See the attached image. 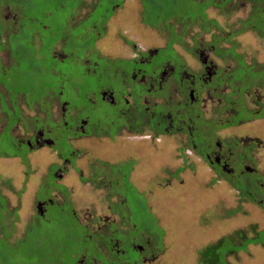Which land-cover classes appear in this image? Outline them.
Masks as SVG:
<instances>
[{"label": "flooded vegetation", "instance_id": "flooded-vegetation-1", "mask_svg": "<svg viewBox=\"0 0 264 264\" xmlns=\"http://www.w3.org/2000/svg\"><path fill=\"white\" fill-rule=\"evenodd\" d=\"M124 6L123 1L115 5L113 14L104 15L105 21L98 29L96 25L95 29L90 28V31L84 29L87 38L83 36L79 41L83 53L76 57L75 61L79 62L83 76L88 75L93 79L94 84L87 85L88 89L84 85L82 90L73 87L66 93V90L64 91L66 82L69 83L71 79L66 74L58 73L55 74L59 76L60 85L58 83L53 87H47V83H40L28 94L21 91L26 89H19L16 86L30 73L15 74L12 71L10 77L4 80L5 85L15 87L13 96L9 95V88L0 84L3 88L0 106L5 116L0 133H5L11 138L9 143L13 148L26 152L51 148L55 155L47 173V176L50 175L53 179L51 184L53 196L48 193L53 199L47 197L37 200V213L42 217L49 206L56 209L62 203H66V207H70V216L74 219V224H78L84 230L81 239L85 245L80 252L73 251L70 252L71 255L69 253L67 264H162L160 256L164 248V232L161 230L160 236L163 243L153 245L151 238L146 236L145 224L141 225L130 210L125 211L127 202L118 196L122 180L131 187L128 186V189L145 192L136 185L137 179L134 177L138 169L145 175L149 171L146 168L151 165L154 167L156 164L148 157V152L151 148L154 149L155 143H168L169 138L174 142L173 137L182 136L185 144H181V147L184 146L185 150L191 148V154L211 165L214 170L231 172L235 168L230 169V165L235 164L242 166L243 171L256 173L254 167L246 164L247 160L251 161L250 150L246 146L255 144L259 148L258 138L237 136L234 131L241 134L243 126L250 120L264 118V96L260 90V85H264V66L250 64L249 67H244L245 63L240 61L242 59L236 61L234 69L229 68L227 61L224 65L218 64L215 59L222 60V55L227 56L229 50L219 46L228 44V40L217 36L222 32L215 23L213 24L218 33H213L209 44L204 43L205 33L202 34L201 30L198 31V37L194 33L192 38L187 39L184 34V40L179 39L182 46L184 43H190L187 52L192 61L183 60L173 47L176 39L169 38L161 43L159 33L162 29L159 24L164 20L151 23L150 19L145 21L142 19L141 24L135 22L134 27L132 6H125L126 11L131 10L132 13L116 14L121 12L119 9ZM17 16L14 21L13 17L11 20L6 18L12 23L8 21L5 25L0 20V28L3 31L2 33L0 31V45L3 47H7L9 35L17 32V19L21 14ZM76 19L71 17L69 23L74 25L77 23ZM199 20L202 23V17ZM83 22L80 21L79 24L83 25ZM187 27L184 26V31ZM38 35L41 43L40 33L35 34L32 41L35 42ZM165 51L170 52L173 57L167 56ZM86 52L90 53L86 55L87 60L84 61ZM48 55L55 60L66 58L61 52L56 51L55 45ZM2 56H5L6 61H2ZM8 58L5 53L0 54L2 75H6L10 68H13ZM194 63H197V67ZM260 68L262 71L259 73ZM30 69L40 74L36 66ZM107 73L118 79L116 87L104 86L101 83V79ZM73 94L84 104L74 105L71 100ZM248 98L254 99L258 106L257 110L247 108L245 100ZM209 103L211 108L206 114L205 108ZM3 106L6 112L12 113L11 116L6 114ZM103 106L110 109L111 113L101 114L98 109H102ZM25 109L35 113L33 119L24 121L26 118L22 112ZM10 117L13 119L11 125L8 124ZM237 117L241 120L231 124L230 120ZM20 127L21 134L17 138L13 133ZM208 134L212 140H208ZM196 137L198 141L195 140ZM123 138L125 141L121 142L120 139ZM138 140H142L144 144L137 143ZM86 141L91 147L84 144ZM80 142L83 143L75 145ZM201 145H205L204 150H201L204 154L202 156L195 152ZM240 145L242 149L237 148ZM185 146L190 148L187 149ZM183 148L180 149L182 151L179 155L185 161L188 157ZM89 149L114 160L89 155L85 160L89 172L85 174L79 152L83 151L84 155ZM133 155L146 159V168L143 167L145 163L136 157L133 158ZM14 156L22 161L20 154ZM70 173L78 176L81 184L88 185L89 195L92 196L93 190L97 189L105 192L102 196L108 199V212L114 215L113 218L110 219L108 216L103 219L99 216L93 223L94 230L80 225L72 208L73 188L59 184ZM153 192H155L153 189L148 191L151 195ZM58 196L61 197V203L56 199ZM113 198L115 200H112ZM130 206L134 212V207ZM89 217L92 216L89 214ZM151 223L154 230H160L153 217ZM149 233L151 234L150 231Z\"/></svg>", "mask_w": 264, "mask_h": 264}, {"label": "rangeland", "instance_id": "rangeland-1", "mask_svg": "<svg viewBox=\"0 0 264 264\" xmlns=\"http://www.w3.org/2000/svg\"><path fill=\"white\" fill-rule=\"evenodd\" d=\"M209 1L211 0H131L128 6H132L134 9L132 17L134 27L137 22L141 24L140 20L142 21V19L144 21L150 19V22L165 19L159 24L162 29L159 33L161 43L169 38L176 39L173 47L183 60L192 61L187 52L190 43H184L182 46L179 39H183L184 34L187 39L192 38L194 33L198 37V31L201 30L202 34L205 33L204 43L209 44L213 33H218L213 24L215 23L222 32L217 36L220 39L228 40V44L219 46L224 50H229L227 56L222 55V60L215 59L218 64L224 65L227 61L229 68L234 69L236 61L242 59L240 61L245 63L244 67H249L250 64L264 66V38L259 37L252 30H243L241 25L244 19L254 23L253 3L250 0H231L226 4L225 9L208 7L205 11L206 22L202 21L201 23L199 19ZM120 2L121 0H14L12 4L8 3V0H0V20L3 25L12 17V21H14L18 13L21 14V17L17 19L16 34L9 35L7 47L0 45V54L5 53L13 66L6 75L0 74V84L5 85L3 82L10 77L12 71L15 74L30 73L25 75L21 79V84L16 86L19 89H26L21 90L26 91V94L40 83H47V87H53L58 83L60 85L59 76H56L55 73L66 74L70 77L71 81L66 82L64 89L66 93L73 87L82 90L84 85L87 87L89 84H94L93 79L88 75L83 76L79 62L75 61L76 57L83 53L80 50L82 45L79 41L83 36L87 38V33L84 32V34L82 31L85 28L90 31V28H94L95 25L98 29L105 21L103 16L112 14L114 3ZM9 4H17L18 8L15 10V7L13 8ZM74 10H77L78 13H73ZM120 10L122 11L116 14L132 13L131 10L126 11L125 7ZM71 17L77 18V23L84 21L83 25L77 28L74 25L69 26L71 24L68 22ZM169 19L170 21L166 22ZM12 21L9 22L12 23ZM43 25L45 27H42ZM185 25L188 26L186 31H184ZM241 29L243 31L238 34L231 35L230 33ZM39 33L41 43H39V35L35 42L32 41L34 35ZM170 34H172L171 37ZM226 36L228 37L226 38ZM53 45H55L56 51L61 52L66 58H62V60L56 58L55 60L49 57L48 52L51 51ZM89 53H85L84 61ZM165 53L167 56L173 57L170 52L165 51ZM98 54L103 56V54ZM1 59L6 61L5 56H2ZM34 66L38 68L40 74L30 69ZM194 66L197 67V63H194ZM239 71L241 72V70ZM92 77L94 76L92 75ZM101 80L104 86L110 87H116V80L118 81L112 75L109 76V73L104 74V78ZM1 85L0 94L3 93ZM5 87L9 88V95L13 96L15 87H9L8 84ZM260 90L264 96V85H260ZM6 99L8 101V98ZM71 100L74 105L84 104L74 94ZM245 105L250 110H257L258 107L254 99L251 98L245 100ZM210 108L211 103L205 108L206 114ZM3 109L6 112L4 106ZM98 110L101 111V114L111 113V110L106 109L105 106ZM1 111L0 106V132L3 128L2 123L5 122V116ZM6 114L12 115L8 112ZM22 115L26 118L24 121H29L34 118L35 113L25 109ZM12 122L13 119L10 117L8 124L11 125ZM252 130L257 132L253 133ZM234 133L241 137L258 138L259 148L255 144L245 145L250 150L251 159V161L247 160L246 164L251 168L254 167L256 171L255 174L247 173L252 178L257 176V179L264 184V118L256 121L250 120L243 126L241 134L239 131H234ZM20 134L21 127L16 128L13 135L18 138ZM173 139L174 142L169 138L168 143H155L154 149L149 150L150 161L153 160L156 163L154 167L151 165L146 168L147 160L142 159L139 155H133V158L136 157L141 160L140 162H144L143 167L149 170L147 174L143 175V171L138 169L134 177L137 179L136 185L145 192L140 193L138 189H128L130 186L122 180L120 194H118L127 202V204L124 203L127 205L124 210H130L132 216L141 225L145 224L146 236L151 238L153 245L163 243L160 236L162 235L161 230L164 232V248L161 246L163 253L160 256V262L162 264H199L200 252L206 246L216 244L220 239L229 236H233L235 245L243 246L242 239L236 236L235 232L246 230L247 238H253L257 231H263L264 185L263 193L256 194L260 201L263 200L260 204L247 199L241 200L239 192L226 180L229 172L223 171L218 175L211 165L191 154V148L185 150L184 146L181 147V144H185L182 136L173 137ZM10 140L11 138L5 133H0V155H4L0 156V193L7 201V209L3 210L4 224L0 225V264H60V262L67 264L69 253L80 252L85 245L82 244L81 239L83 228L74 224V219L70 216V207H66V203H62L56 209L49 206L47 211L43 212L42 217L36 210L37 200L40 201L47 197L53 199L50 196L53 192L51 185L53 179L50 175L47 176L49 167L55 159L53 149H35L30 152L23 150L22 152H26L25 156L28 160L27 164H24L19 158L13 156L16 152L11 147ZM131 140L134 141V139ZM120 141L124 142L125 138ZM140 142L143 143L142 140L137 141V143ZM82 143L75 145L78 146ZM84 144L91 147L87 141ZM85 148L87 149V147ZM182 148L188 157L185 161L179 155ZM237 148L242 149V146ZM93 149L96 151L95 148ZM86 151L87 154L84 155L83 151L79 152L85 174L89 172L86 167L87 162L85 163L89 155L114 160V158L102 156L92 149ZM235 172L244 176L242 168H235ZM61 183L67 185L68 188H73L71 193L72 208L81 226H87L89 230H94L93 223L99 216L103 219L108 216L110 219L114 217L108 212L109 201L102 196L104 191L93 190L92 196L89 195L88 185L81 184L78 176L71 173L59 182V184ZM151 189L155 191L152 195L148 193ZM60 198V196L56 197L59 203H61ZM2 205H4L3 200L0 199L1 208H3ZM130 205L134 207V212ZM119 208L122 209L120 205ZM15 209L16 212H14ZM89 214L92 216L91 218H88ZM152 217L156 220L160 230H154L151 223ZM251 225H255L254 231L249 229ZM227 247L228 243L226 242L224 248ZM91 251H93V247ZM69 260L71 261L70 256ZM225 262L226 264H264V245L250 243L246 245L245 249L241 248L235 253L227 254Z\"/></svg>", "mask_w": 264, "mask_h": 264}, {"label": "trees", "instance_id": "trees-1", "mask_svg": "<svg viewBox=\"0 0 264 264\" xmlns=\"http://www.w3.org/2000/svg\"><path fill=\"white\" fill-rule=\"evenodd\" d=\"M14 0H8V3L11 2ZM231 0H211L209 1L206 5V7L203 9V15L201 16L202 19H203V22H206L205 21V11L208 7H218V8H222V9H225L226 7V4H228ZM251 3H253V13H252V16H254V23H250L249 20H245L242 21V27H243V30L244 29H249V30H252L253 32H255L259 37L261 38H264V0H250ZM13 4V3H12ZM11 5V4H9ZM15 5V6H14ZM14 5H11L13 8L15 7V10L18 8V5L17 4H14ZM19 15V13H18ZM165 21V19H163ZM153 23V22H151ZM157 23V22H155ZM68 24H70L68 22ZM69 26H73V25H69ZM74 26L79 27L81 26V24L79 23H75ZM242 29L240 31H233V32H230L231 35L234 34H238L240 32L243 31ZM84 33V30L82 31ZM85 34V33H84ZM259 67V66H257ZM259 70V73L262 71V69H258ZM257 74H258V71H257ZM256 76V75H255ZM261 76V75H260ZM240 118H234L233 120H230L231 124H235L236 122L238 123L240 120ZM208 140H212V137L211 135L208 134ZM196 141H198V137L195 138ZM207 140V139H206ZM205 147V145H201V146H198V149H196L195 152L197 153H200V155H204L203 154V151H201L203 148ZM190 148V147H187V149ZM15 150V155L17 154H20L22 156V161L24 163H27L28 160L26 159V157L24 156V152H22L21 150L19 149H16L14 148ZM204 150V149H203ZM20 151V152H18ZM18 152V153H17ZM0 156H4L3 154H1ZM14 156V155H13ZM226 165V163L224 164ZM229 166V165H228ZM233 169L234 168H239L241 169L242 166H236L235 164L230 165V169ZM218 175H220V173H222L223 171L220 169V170H215ZM243 171V170H242ZM225 172V171H224ZM229 173H227V177H226V180L231 184V186H233L238 192H239V195H241V200H249L251 202H254V203H258L260 204L262 201H260L257 197H256V194H262V183L260 182L259 179H257V176H252L251 175H248L249 173H247V171H243L244 172V176H241V173H236L235 170H234V174L233 171H227ZM251 174V173H250ZM254 174V173H252ZM232 179V180H231ZM0 199L3 200V208L0 207V225L2 226L4 224V221H3V210H6V198L4 196H2V193H0ZM14 212H16V209L14 210ZM255 225H251L249 229H251V231H254L255 230ZM246 233L247 231L246 230H239L237 232H235V235L240 237V239H242L243 241V246H238V245H235L234 244V241H233V236H229V237H226V238H222L220 239L218 242H216V244H210L208 246H206L204 249L201 250L200 254H201V257L199 259V264H226L225 262V257L227 254H231V253H235L237 251H239L241 248L242 249H245L246 245L250 244V243H253V244H261V245H264V230L263 231H260V232H256V236H254L253 238H247L246 236ZM256 237V238H255ZM228 243V247L225 249L224 248V244L225 243Z\"/></svg>", "mask_w": 264, "mask_h": 264}, {"label": "crops", "instance_id": "crops-1", "mask_svg": "<svg viewBox=\"0 0 264 264\" xmlns=\"http://www.w3.org/2000/svg\"><path fill=\"white\" fill-rule=\"evenodd\" d=\"M111 1H114V0H111ZM122 1L125 2V6H128V4H130V1H131V0H121V2H122ZM121 2H120V3H121ZM120 3H116V4L114 3V7H115V5H119ZM125 6H124V7H125ZM121 9H122V8H121ZM114 10H115V9H114ZM114 10H113V11H114ZM119 10H120V9H119ZM73 13H78V12H77V10H74ZM112 14H113V13H112Z\"/></svg>", "mask_w": 264, "mask_h": 264}]
</instances>
